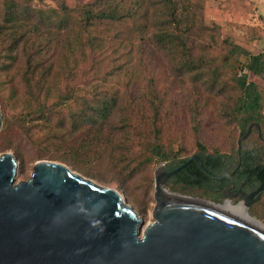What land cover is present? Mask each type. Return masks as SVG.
I'll return each mask as SVG.
<instances>
[{"label": "rangeland", "instance_id": "374dc122", "mask_svg": "<svg viewBox=\"0 0 264 264\" xmlns=\"http://www.w3.org/2000/svg\"><path fill=\"white\" fill-rule=\"evenodd\" d=\"M132 1L124 0L127 11L131 10ZM141 1L142 9H147L150 13L153 8L161 11L165 5L164 0ZM170 1L172 2L171 9L175 8V14L182 12L181 16H178L180 22L184 24L185 19H189L194 25L184 33L186 47L183 53L185 57H172L163 52L153 39L151 42L148 41L146 36H151L154 31V28L148 25L146 34L136 38L135 56L132 61L124 65L125 72L117 74L114 81L107 83L108 87L117 89L121 93L127 89L124 85L125 80L127 81L126 73L136 71L135 73L140 74V78L136 74L132 76L138 79L136 85L133 86L134 90L149 84L161 99L157 108V118L153 123L158 129V134L143 126V130L148 132L151 143L135 138L133 143H127L130 151L143 159V156L147 154L148 146L159 142L168 149L172 148L173 151H178L173 155V159L181 160L190 158L197 153V145L201 143L204 150L210 154L232 155L237 150L247 152L255 150L260 159L264 161V140L257 142L258 134L256 132L251 131L242 139L238 148V140L243 137V134L238 124V116L233 115L234 96L237 95V92L232 88V81H230L232 73L238 72L237 75L241 73L231 57L230 51L233 47L238 46L250 54L264 52V0ZM86 3H93L97 6V0H0V55L10 54L16 57L12 64L5 60V63H8V68L0 71V100L3 102L4 109L0 104V131L3 117L6 116L10 119L19 117V113L28 99V96L25 95L26 88L19 76L24 71L25 58L23 54L25 51H33V48H30L31 41L27 40L25 43L23 40L24 46L21 45L13 50L10 37L23 36L25 38L31 31L30 22H35V19L39 17L38 11L40 13L45 11L44 17L49 26L48 33L55 36L46 35L47 32L44 30V36L39 35L37 42L44 43L46 36L56 37L60 47L56 49L59 57L68 58L70 49L67 47L74 45L75 34L81 26L77 9L78 6L83 7ZM12 4L17 11L27 7L25 8L29 12L27 20L30 21L27 27L22 24H19L20 28L7 26L9 25L6 20L7 10L9 6L12 7ZM86 51L85 53H87ZM235 57L240 63L247 61L243 54H235ZM82 59L78 56V68L71 65V68L76 71L75 81L66 80L61 84L64 92L69 88V91L72 90V94L77 97L82 95L83 82L85 80L91 82L90 58L88 56L87 59ZM186 59L194 64L200 60L202 69L209 71L215 68L219 70V73L223 74L220 80V82H224L223 86L215 87L212 77L201 78L200 81L198 78L195 79L194 74L189 76L190 72L181 69V63ZM0 61H2L1 58ZM109 65V61H105L102 66L103 70H108ZM247 77L248 81L256 84L263 96L261 132H264V78L250 73ZM197 80L198 82H195ZM137 102L134 100L130 106L136 108ZM10 103L15 106L12 108ZM235 116L237 119H234ZM136 123H138L137 120ZM55 124V119H52L48 126L32 128L30 132L13 128V125L10 126L7 137L14 142L13 148L0 152V155L9 153L15 158L17 163L15 183L28 180L36 163H59L72 174L90 180L100 188L116 191L131 211L142 220V229L156 221L155 175L162 168L161 165L164 162H157L138 169L136 161L123 160L119 157L121 133H114L107 148L104 151L101 150V153L102 151L105 153L104 155L114 154L113 159L109 160L106 156L100 158L74 156L67 152L68 147L63 141L52 135L58 129ZM46 136L47 138H45ZM164 189L170 191L167 187ZM184 191L188 192L185 194L174 193L224 206L228 203V201L224 202L226 198L223 196L219 197L218 201H213L212 198H209V193L202 189ZM229 200L233 205L239 204L238 199ZM246 212L264 225V194Z\"/></svg>", "mask_w": 264, "mask_h": 264}, {"label": "trees", "instance_id": "16d2710c", "mask_svg": "<svg viewBox=\"0 0 264 264\" xmlns=\"http://www.w3.org/2000/svg\"><path fill=\"white\" fill-rule=\"evenodd\" d=\"M164 1L165 5L161 11L153 8L151 13L147 9H142L141 0H133L130 11L125 9L124 0H97V6L93 3H86L83 7L78 6L77 12L81 26L75 34L74 45L67 47L70 49L68 58L59 57V53L56 51L60 48L57 38L48 37L55 35L48 33L49 26L44 17L45 11L41 13L38 11L39 17L35 19V22H30L27 20L29 15V12L25 10L27 7L17 11L13 8V4L12 7L9 6L6 17L9 28H20L19 24L27 27L29 22L31 23V31L25 38L23 36L10 37L13 44L12 49L24 46L22 41L25 40L26 43L29 40L31 41L30 48H33V51H25L23 54L25 58L24 71L19 76L26 88L25 95L28 96V99L24 103L19 117H11V119L3 117L0 131V152L13 148L14 142L7 137L11 125L13 128L30 132L32 128L48 126L51 120L55 119L58 129L52 135L63 141L68 147L67 152L74 156L94 158L106 156L109 160L113 159L114 154L104 155L103 151L107 148L114 133H121L119 157L127 161H136L138 169L157 162H164L163 169L166 171H172L185 165L165 183L164 187L169 188L173 193L185 194L188 191L184 190L202 189L209 193V198L218 201L222 195L216 187L219 182L213 176L244 180L251 186L264 181V165L259 163L261 159L255 150L248 152L237 150L232 155L210 154L204 150L201 143H198V152L193 156L198 158L202 166H199L195 161H189V157L181 160L173 159V155L178 151H173L172 148L168 149L159 142L148 146L147 154L142 155L143 159L130 151L127 143H133L135 138L151 143L148 132L143 130V126L158 134V129L153 123L157 118V108L161 99L149 84L134 90L133 86L136 85L138 79L132 76L136 74L140 78V74L135 73L136 71L126 73L127 81L125 80L124 85L127 89L121 93L117 89L108 87L107 83L114 81L117 74L125 72L124 65L132 61L135 56L136 38L146 34L148 25L154 28L152 35L146 36L148 41L151 42L153 39L163 52L172 57H185L183 53L186 47L184 33L194 25L189 19H185L186 22L182 24L178 17L182 12L175 14V8L171 9L172 2ZM44 30L48 36L45 37L44 43H38L37 39L39 35L44 36ZM23 49L26 50L24 47ZM230 52L236 68L241 72L240 75H237L238 72H234L230 76L232 88L237 92V95L234 96L233 115L238 116L242 136L245 135L249 125L257 124L260 134L257 142L264 140V132H261L263 96L256 84L248 81L247 77L250 73L264 78V52L250 54L238 46L233 47ZM235 54H243L247 60L246 63H240ZM78 56L83 58L82 60L89 56V63L92 65L89 68L91 82L87 80L83 82L80 97L74 96L69 88L66 89V92L61 88L63 81H75L76 71L71 68V65L78 68ZM0 58L2 59L0 71L8 68V63H5V60H8L10 64L16 60V57L10 54L0 55ZM105 61H109L110 64L106 71L102 68ZM183 61L181 69L190 72L189 76L194 74L195 79L198 78L200 81L201 78L212 77L215 87L223 86L224 82H220L223 74L219 73V70L215 68L209 71L202 69L200 60L195 64L187 59ZM208 63L210 66L209 61ZM134 100L138 101L136 108L130 106ZM0 104L3 109L2 100H0ZM10 104L12 108L15 106ZM236 116L234 119H237ZM251 131L258 134V129L255 126L251 128ZM116 148L118 149V145ZM101 150H103L102 153ZM237 166L239 169L236 171Z\"/></svg>", "mask_w": 264, "mask_h": 264}, {"label": "water", "instance_id": "95a60500", "mask_svg": "<svg viewBox=\"0 0 264 264\" xmlns=\"http://www.w3.org/2000/svg\"><path fill=\"white\" fill-rule=\"evenodd\" d=\"M253 126L260 135L249 125L238 147ZM189 161L202 166L196 156ZM184 166L157 171L156 221L142 229L116 191L50 162L15 183L16 160L1 154L0 264H264V236L199 205L161 200L160 189ZM261 190L224 196L247 211Z\"/></svg>", "mask_w": 264, "mask_h": 264}, {"label": "bare ground", "instance_id": "6f19581e", "mask_svg": "<svg viewBox=\"0 0 264 264\" xmlns=\"http://www.w3.org/2000/svg\"><path fill=\"white\" fill-rule=\"evenodd\" d=\"M161 191V200L165 202H187V203H192L194 205H199L200 207L210 209L213 211H216L220 213L223 216H226L233 221H236L252 230L255 232L259 233L260 235L264 236V225L260 224L258 221L253 219L250 215L247 214L246 210L241 206L242 204L239 203L240 205H233L232 203H229V200H225L224 202L228 203L224 206L218 203H211L206 200H199L195 198H188V197H182L179 194L173 193L171 194L167 190H162ZM223 202V203H224ZM235 208V209H234Z\"/></svg>", "mask_w": 264, "mask_h": 264}, {"label": "flooded vegetation", "instance_id": "af4514ba", "mask_svg": "<svg viewBox=\"0 0 264 264\" xmlns=\"http://www.w3.org/2000/svg\"><path fill=\"white\" fill-rule=\"evenodd\" d=\"M248 129V128H247ZM251 130V129H250ZM249 130V132H250ZM247 132V131H246ZM249 134V133H248ZM239 148V147H238ZM261 165H264V161H260L259 162ZM239 169V166L236 167V171ZM165 172H170V171H166L165 169H163ZM234 172V171H233ZM232 172V173H233ZM214 177V176H213ZM216 177V178H215ZM214 178L217 179V181L219 182L216 187H217V190L220 191V194L223 196V198H226L224 196V194H226V192L228 191V193L232 194V193H235V192H244V193H251L252 191L256 190L257 188H259L260 186H262V190L260 191L259 193V198L258 200L254 201L253 203L250 204L253 205L254 203L258 202L262 196V194H264V181H261L259 182L257 185L255 186H251L250 184H247L246 181L244 180H240V179H232L229 177H217L215 176ZM170 179V178H169ZM168 179V180H169ZM226 199H229V198H226ZM233 200L235 199H238V197L236 198H232ZM238 201H240L238 199ZM237 205V204H236ZM249 206V208H250ZM248 208V209H249Z\"/></svg>", "mask_w": 264, "mask_h": 264}, {"label": "built area", "instance_id": "2783aa9c", "mask_svg": "<svg viewBox=\"0 0 264 264\" xmlns=\"http://www.w3.org/2000/svg\"><path fill=\"white\" fill-rule=\"evenodd\" d=\"M163 166H164V164L161 165V167H163Z\"/></svg>", "mask_w": 264, "mask_h": 264}, {"label": "clouds", "instance_id": "9594fccd", "mask_svg": "<svg viewBox=\"0 0 264 264\" xmlns=\"http://www.w3.org/2000/svg\"><path fill=\"white\" fill-rule=\"evenodd\" d=\"M163 167H164V166H163ZM163 167H162V168H163Z\"/></svg>", "mask_w": 264, "mask_h": 264}]
</instances>
